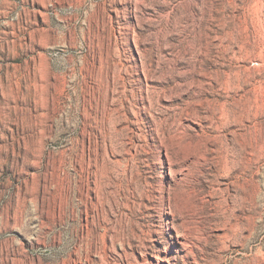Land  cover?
Here are the masks:
<instances>
[{
	"label": "rangeland",
	"instance_id": "1",
	"mask_svg": "<svg viewBox=\"0 0 264 264\" xmlns=\"http://www.w3.org/2000/svg\"><path fill=\"white\" fill-rule=\"evenodd\" d=\"M0 264H264V0H0Z\"/></svg>",
	"mask_w": 264,
	"mask_h": 264
},
{
	"label": "bare ground",
	"instance_id": "2",
	"mask_svg": "<svg viewBox=\"0 0 264 264\" xmlns=\"http://www.w3.org/2000/svg\"><path fill=\"white\" fill-rule=\"evenodd\" d=\"M180 243H181V242H180ZM181 244H182V243H181ZM179 249H180V244H176V246H175L176 253L179 252Z\"/></svg>",
	"mask_w": 264,
	"mask_h": 264
}]
</instances>
